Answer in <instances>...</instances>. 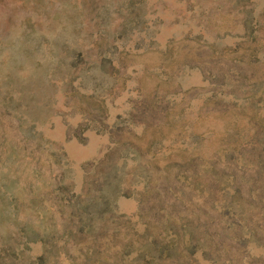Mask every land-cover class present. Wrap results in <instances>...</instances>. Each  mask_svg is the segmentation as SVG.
<instances>
[{
  "label": "rangeland",
  "instance_id": "obj_1",
  "mask_svg": "<svg viewBox=\"0 0 264 264\" xmlns=\"http://www.w3.org/2000/svg\"><path fill=\"white\" fill-rule=\"evenodd\" d=\"M0 264H264V0H0Z\"/></svg>",
  "mask_w": 264,
  "mask_h": 264
}]
</instances>
